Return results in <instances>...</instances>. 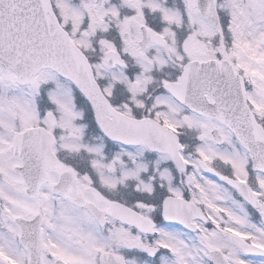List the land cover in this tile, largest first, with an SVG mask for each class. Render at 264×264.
I'll return each instance as SVG.
<instances>
[{
    "label": "snow or ice",
    "instance_id": "1",
    "mask_svg": "<svg viewBox=\"0 0 264 264\" xmlns=\"http://www.w3.org/2000/svg\"><path fill=\"white\" fill-rule=\"evenodd\" d=\"M0 264H264V0H0Z\"/></svg>",
    "mask_w": 264,
    "mask_h": 264
}]
</instances>
